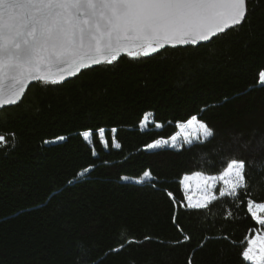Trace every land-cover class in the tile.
Masks as SVG:
<instances>
[{"label":"trees","instance_id":"1","mask_svg":"<svg viewBox=\"0 0 264 264\" xmlns=\"http://www.w3.org/2000/svg\"><path fill=\"white\" fill-rule=\"evenodd\" d=\"M262 71L264 0H248L246 21L207 44L33 84L0 112V264H252L242 252L264 234L247 209L264 202ZM193 116L214 136L148 147ZM231 159L246 163L247 192L189 208L182 176Z\"/></svg>","mask_w":264,"mask_h":264},{"label":"snow or ice","instance_id":"2","mask_svg":"<svg viewBox=\"0 0 264 264\" xmlns=\"http://www.w3.org/2000/svg\"><path fill=\"white\" fill-rule=\"evenodd\" d=\"M247 15L248 0H0V109L20 101L32 81L60 84L82 69L113 64L122 53L136 59L149 57L166 45H198L241 25ZM258 83L264 84V71ZM147 123L145 117L142 125ZM187 125H196L193 131L202 133L205 140L214 136L195 116ZM180 126L187 139L192 133ZM104 131L99 129L101 135ZM11 135L14 139L15 134ZM83 135L87 138L90 132ZM171 139L174 142L176 137ZM7 143L6 136L0 135V146ZM166 143L157 140L148 147ZM217 179L226 186L220 197L238 199L239 190L246 193L248 187L245 161L231 159L221 176L205 177L207 202L217 199L208 184ZM187 206L206 208L207 203H192L188 197ZM247 209L264 226V203L248 200ZM123 247L121 244L112 250ZM242 256L254 264H264V234L258 232Z\"/></svg>","mask_w":264,"mask_h":264},{"label":"rangeland","instance_id":"3","mask_svg":"<svg viewBox=\"0 0 264 264\" xmlns=\"http://www.w3.org/2000/svg\"><path fill=\"white\" fill-rule=\"evenodd\" d=\"M145 117H147V120H148V123H147L146 127L142 125V121L145 120ZM142 121H141L140 127L141 128H148L149 125L154 123V120L152 119V114L150 112L146 113ZM199 121H201V120L197 119V122H199ZM156 125H160V124L155 123V127H157ZM184 126H185V130L187 132L192 133L187 139L185 137L184 131H182V129H180V131L175 135L176 140L174 142L170 138V139L166 140L167 141L166 144H161V145H159L156 148H150V149H157V148H160V147L181 148L184 145L190 144L188 142V139H191L192 142L204 140V138L202 136V133L198 134V133H195L193 131V129H194V127L196 125L189 126V125L186 124ZM197 135L200 136V139L196 138ZM226 169H227V167L225 169H223L222 171H220L218 173H213V174H208V173H203V172H198V171L184 174L180 181H181V185H182L183 192H184V195H185V203H186V205H188V197L192 198V203H196V202H205L207 204L210 203V202H207V201L204 200V197L208 195V192L205 191V188H206L205 177H219L226 171ZM146 173H148V172H146ZM197 173H199L200 175L199 176L196 175ZM148 176L149 175H145L144 174L143 177H148ZM186 177H187V179H185ZM208 184L212 185V187L209 189V191L211 192L212 195H214L216 197H219L220 196L219 195L220 191L224 190L226 188V186L224 185L223 181L218 180V179L215 180V181H208ZM189 208H191V207H189ZM258 232L259 231H255L250 237H248L246 247L248 246L249 241L251 239H253ZM259 233L263 234L261 232H259ZM155 248H156L157 251L159 250L158 247H155ZM171 248H173V247H168L167 249L165 247V250L167 251V250H170ZM147 249L148 248H146V250ZM79 260H83V259H79ZM86 261H87L86 262L87 264H92L91 261H89V260H86ZM139 261L132 262V264H144L143 262H145V260H143V262H141V261L139 262ZM152 261H153V259L149 260V258H146V263L152 264ZM249 262L254 264L253 261H249Z\"/></svg>","mask_w":264,"mask_h":264},{"label":"water","instance_id":"4","mask_svg":"<svg viewBox=\"0 0 264 264\" xmlns=\"http://www.w3.org/2000/svg\"><path fill=\"white\" fill-rule=\"evenodd\" d=\"M242 24H243V23H242ZM238 26H239V25H238ZM236 27H237V26H236ZM231 29H232V28H231ZM228 30H230V29H228ZM228 30H227V31H228ZM227 31H226V32H227ZM221 34H224V33H221ZM213 38H214V37H213ZM213 38H212L211 40H209V41H202V42H200L198 45H177V46H175V47L170 46V45H166L163 49H160L157 53H159V52L165 50L166 48H185V47H189V46H191V47H197V46H200V45H202V44H207V43L211 42V41L213 40ZM155 54H156V53H155ZM152 55H154V54H152ZM152 55H151V56H152ZM123 56H126V54H123V53H122L121 56H120V58L123 57ZM100 65H103V64H100ZM100 65H93V66H91L90 68H87V69H92V68H95V67L100 66ZM84 70H86V69H82L79 73H77L76 76L66 78V80H65L64 82L60 83V84H63V83H65V82L69 81V80H72V79L78 77V76H79ZM39 82H42V81H32V82H30V83L28 84L26 90H25L24 95L21 97L20 101H18V102H17L16 104H14V105H8V106H5L3 109L20 104V103L22 102V100H23L25 94L27 93L28 89H29L33 84H35V83H39ZM3 109H0V112H1Z\"/></svg>","mask_w":264,"mask_h":264},{"label":"crops","instance_id":"5","mask_svg":"<svg viewBox=\"0 0 264 264\" xmlns=\"http://www.w3.org/2000/svg\"><path fill=\"white\" fill-rule=\"evenodd\" d=\"M183 239H184V238H183ZM184 241H187V240H183V242H184ZM126 247H127V246H124L123 248H126ZM123 248H121V249H123Z\"/></svg>","mask_w":264,"mask_h":264}]
</instances>
